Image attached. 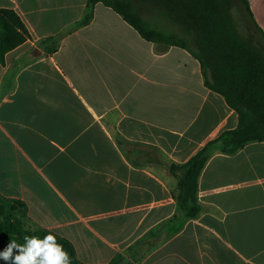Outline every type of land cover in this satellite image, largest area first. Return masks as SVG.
<instances>
[{
	"label": "crops",
	"instance_id": "0c3cea01",
	"mask_svg": "<svg viewBox=\"0 0 264 264\" xmlns=\"http://www.w3.org/2000/svg\"><path fill=\"white\" fill-rule=\"evenodd\" d=\"M87 2L0 0L29 33L0 61V206L24 204L23 223L68 240L82 264L117 255L145 256L137 264H264V143L213 154L199 179L202 212L177 231L170 165L234 130L238 116L205 86L187 50L146 41L101 3L47 55L43 42L79 22ZM247 2L264 35V0ZM248 23L246 38L261 43ZM151 236L152 249L137 246Z\"/></svg>",
	"mask_w": 264,
	"mask_h": 264
},
{
	"label": "trees",
	"instance_id": "16d2710c",
	"mask_svg": "<svg viewBox=\"0 0 264 264\" xmlns=\"http://www.w3.org/2000/svg\"><path fill=\"white\" fill-rule=\"evenodd\" d=\"M99 3L119 14L146 41L165 48L187 50L199 61L205 86L221 95L238 116L234 130L225 131L208 142L186 163L170 165V174L178 179V215L171 223H178L179 231L185 221L197 219L202 212L199 179L213 154L219 152L234 156L248 144L264 143V35L252 18L247 0H88L82 19L61 35L46 39L44 52L47 55L55 53L62 36L89 25ZM137 3L160 7L164 16L186 36L183 38L151 26L142 17ZM236 6L244 7L254 28L261 34V43L254 44L241 34L232 13ZM28 39L29 33L18 14L13 10L0 9V61L3 62L8 52ZM25 211L22 203L0 206L1 246L9 244L11 239L24 244L25 236L43 238L51 233L69 253L71 264H82L68 240L46 230L27 229L23 223ZM153 242L152 237L137 246L149 243L152 249L156 245ZM135 248L129 250L130 254ZM144 257L117 255L108 264H137Z\"/></svg>",
	"mask_w": 264,
	"mask_h": 264
},
{
	"label": "clouds",
	"instance_id": "9594fccd",
	"mask_svg": "<svg viewBox=\"0 0 264 264\" xmlns=\"http://www.w3.org/2000/svg\"><path fill=\"white\" fill-rule=\"evenodd\" d=\"M25 243L11 242L0 251L5 264H71V257L55 235L25 236Z\"/></svg>",
	"mask_w": 264,
	"mask_h": 264
},
{
	"label": "rangeland",
	"instance_id": "374dc122",
	"mask_svg": "<svg viewBox=\"0 0 264 264\" xmlns=\"http://www.w3.org/2000/svg\"><path fill=\"white\" fill-rule=\"evenodd\" d=\"M136 6L143 11L144 13H146V18L149 19L152 23H154L155 25H157L158 27H161V29L165 30L166 32L169 33H174L180 37H185L186 34L174 23H172L168 18H166L164 15V17L161 16H157L156 14L153 13V11L148 7L150 5H143L140 3H137ZM236 25L239 29V31L245 36L248 37V26H249V18L248 16L245 14L244 10L240 7L238 8L237 6L232 10ZM170 24V29L167 27L166 24ZM168 24V25H169ZM163 25V26H161ZM156 27V26H154ZM25 225V224H24ZM25 227L27 229H29L26 225ZM32 230L33 229H29Z\"/></svg>",
	"mask_w": 264,
	"mask_h": 264
}]
</instances>
